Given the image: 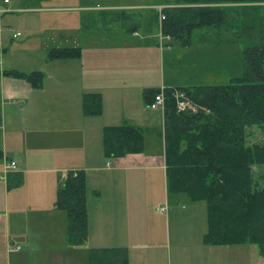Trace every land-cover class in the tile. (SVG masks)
I'll return each instance as SVG.
<instances>
[{"label": "rangeland", "instance_id": "374dc122", "mask_svg": "<svg viewBox=\"0 0 264 264\" xmlns=\"http://www.w3.org/2000/svg\"><path fill=\"white\" fill-rule=\"evenodd\" d=\"M25 1L22 3L21 0H12V3L21 2L20 5L28 8L6 12L0 17V28L6 31L5 43L9 45L7 55L5 57L0 55V69L18 65L19 69L28 72L34 70L44 72L43 84L45 83L49 92L55 94L54 102L47 99L46 105L36 112L39 116L34 120L26 121L23 128L19 129L22 135L18 138L26 137V143L30 149V144L33 145L38 141L33 150L42 151L45 155H51L47 151V143L50 144L49 149L52 148L51 140L46 136V127L58 120L57 125L66 124L72 128L76 126L86 131L91 121L89 116L96 115L85 116L83 111L80 115L77 112L81 103H79L80 92L85 91L84 89L90 91L89 88L92 87L90 82L86 86V80L81 83L78 79L82 75L80 70H83V61L85 66H88V71L91 68V62L96 59L104 66L106 71L104 76H109L114 81L119 78L126 80L127 82L121 83L104 82L102 84L104 93H114L126 98L125 101H133L134 108L139 107L142 100L139 91L141 85L158 87L163 81L181 86L227 84L231 82L233 76L245 68V43L232 42L229 34L221 33V30L217 28L195 30L192 34V42L189 44L178 42L167 44L169 40L166 37L165 43L160 42L158 7L172 0ZM38 3L50 8L45 9L46 11L30 8ZM124 14L126 17H123ZM24 24H27L28 28H24ZM126 24L129 27L137 24L140 35L127 32ZM17 31L21 32L19 36L14 35ZM145 33L148 41L146 39L140 41ZM27 35L29 39L26 40L25 47H20L19 43ZM76 46L82 49L80 57L56 59L49 56L52 48ZM114 66H121L119 74L115 71L116 68L111 69ZM132 71L136 79L130 77ZM35 98L36 96L32 95V108L35 107ZM2 105L0 98L1 110ZM59 110L62 114H52L53 111ZM151 110L149 109L150 112ZM11 119H13L12 123H6V127L10 130L6 141L10 145L13 142L14 115ZM33 121L31 127L30 124ZM92 139L88 146L89 150L98 149L95 148V144L100 146L99 149L104 150V142ZM248 140L250 143L263 142L264 129L259 126L249 128ZM2 146L3 131L0 129L1 149ZM79 149L82 150L83 147H74L73 150ZM0 160L2 161L1 156ZM98 162L103 166L104 162ZM254 171L260 182L264 184V166L254 167ZM120 172L125 175H116L114 171L106 169L90 171L87 203L98 196L96 191H102L106 197L108 193L114 194L113 197L116 200L112 204L117 209L113 213L122 216L123 199L120 198L119 194L122 195L120 190L124 186L129 190L133 189L134 194L130 197L136 203L130 213L135 214V221L141 222L140 226L135 224L134 230L135 232L141 230L142 241H145V234L150 235L152 247L149 251L160 258V264H258L259 252L256 244L205 242L204 236L208 229L206 201L194 200L187 193L172 190L165 171L129 169ZM3 173L7 174L4 166L3 171H0L1 184ZM12 182L13 180L10 179L7 190L0 191V264H30L34 257L38 261L48 260L41 256L42 252L61 257L62 247L56 243H47L49 238L47 234L54 231L58 238H62L64 233L69 237L67 212L63 210L66 216L67 226L65 227L62 226V215L53 213L50 209H40L39 218H37V212H33L27 203L16 205L13 196L15 187ZM24 204L26 207H22ZM52 223L58 224V227L49 226ZM19 228L32 238L33 242L29 245L31 253L25 248L15 252L8 250L11 240L14 237L18 238L15 235L17 233L15 229ZM38 235L40 236L37 237L39 239L37 241L35 236ZM20 244L15 243L19 246L15 250L21 249L23 244ZM33 250L40 253L34 254ZM32 255L35 256L32 257Z\"/></svg>", "mask_w": 264, "mask_h": 264}, {"label": "trees", "instance_id": "16d2710c", "mask_svg": "<svg viewBox=\"0 0 264 264\" xmlns=\"http://www.w3.org/2000/svg\"><path fill=\"white\" fill-rule=\"evenodd\" d=\"M167 4L162 9L166 17L160 20V29L169 37V43L189 44L194 31L201 28H217L229 34L232 42L245 43V68L230 83L166 84L161 135L168 183L176 192L206 201L205 242L252 243L264 256V184L254 171V167L264 166V141L250 143L248 140L249 128L264 129V0H172ZM125 28L133 31L138 25L126 24ZM81 54L82 49L77 46L55 47L49 51V56L56 59ZM6 73L25 78L36 88L43 86L41 70L12 69ZM174 88L184 89L200 106L194 116L176 110L171 95ZM158 91L159 88L145 91L148 104ZM102 102L100 93H86L84 110L88 114H100ZM103 142L107 157L144 152L145 129L129 123L106 125ZM55 204L67 212L70 242L84 244L89 234L85 170L68 172L58 189ZM90 260L95 264L93 252Z\"/></svg>", "mask_w": 264, "mask_h": 264}, {"label": "crops", "instance_id": "0c3cea01", "mask_svg": "<svg viewBox=\"0 0 264 264\" xmlns=\"http://www.w3.org/2000/svg\"><path fill=\"white\" fill-rule=\"evenodd\" d=\"M21 1L23 3L25 0ZM25 2L34 1L28 0ZM19 3L22 4L21 2L12 3V0L8 3L1 0V6L5 7L7 11L1 13L0 17L6 12L28 8ZM30 8H37L36 11H46L45 9L50 7L38 3ZM26 12L28 13L30 11ZM21 26L23 25L21 24ZM24 28H28L27 24H24ZM126 31L130 32L132 35H140L139 29L133 31L126 29ZM5 33L6 31L4 28H0V55L2 57L7 55L9 49V45L5 43L7 39ZM160 34V42L163 41L165 43L164 40L166 36L163 35L161 29ZM166 38L169 40V37ZM27 39H29V35H27L24 40H21L19 46L25 47ZM144 39H148L146 33L141 36L140 41ZM169 42H167V44H170ZM83 64V70H80V74L82 75H80L78 79L81 83H84L86 80V86H88V82H90L92 87L89 88L91 89L90 91L84 89L85 91L80 92L79 103H81L80 109H78L77 112L79 115L82 111L85 116L93 115L86 113L83 105L84 95L91 92L100 93L102 95L103 110L100 114L89 116L91 121L88 123L86 131L84 128H77L76 126L72 128L66 124L57 125L58 120L46 127V136L50 138V143L52 144V148L49 149L48 146H50V144L47 143V151L51 155H45L44 152L37 151V149L33 150V147L36 146L38 141L33 145L30 144V149L28 143H26L27 138L21 139L18 138V136L22 135L19 129L23 128L26 121L30 119L34 120L39 116L36 112L46 105L45 102L47 99L54 102L53 97L55 94L47 90L45 83L42 87L36 88L25 78L6 73L7 70L12 69L28 72L27 70L19 69L20 67L18 65H11L9 68L4 67L0 69V98L3 102L1 110L2 122L0 123V129L3 131V146L2 149L0 148L2 151L0 171H3L4 166L6 172L7 161L11 159H15L18 163V168L16 170L9 171L6 175H4V173L1 174L3 180L2 184L0 182V191L2 189L6 191L9 181L12 179L13 187H15L13 189V196L15 197L14 202L16 205L27 203V206L33 212H37V218H39L40 209H50L53 213L62 215V226L64 227L67 226L64 209L57 208L55 203L58 189L64 184L69 171L85 170L87 174V185L89 174H91L90 171L95 170H112L116 175H125V173H121L120 171L129 169H162L166 173L164 136L161 135V130L164 132L163 114L160 110H151L145 97V91L148 89H158L162 84H174L163 81L158 87H148L150 85L139 86L142 100L139 107L134 108L133 101H125L126 98L124 99L122 96L114 93H104L102 84L114 80L109 76H104L106 71L104 70L103 64L95 59L94 62H91L89 71L84 61ZM57 65L59 66L58 63ZM120 67L121 66H114L111 69L116 68L115 71L119 74ZM115 76L119 77V75ZM130 77L136 79V75H134L133 71ZM114 82L121 83L127 81L119 78ZM32 95L36 96L34 99L35 107L33 108ZM26 107H28V109ZM60 110L53 111L52 114H62L63 111L61 110L62 112H60ZM13 115L15 123L12 124L14 132L12 133L13 142L10 145L6 141V138H8V131H10L6 127V123L13 122V119H11ZM33 123L34 121L30 124L31 127ZM123 123L139 125L145 129L146 150L144 152H129L122 156L107 157L104 156V150L99 149L100 146L95 144V142V148L98 149H88L90 142L93 140L92 138L95 139L94 141L103 142V130L106 125H120ZM30 130L33 131L32 129ZM74 147H83V149L73 150ZM52 149L55 150L53 151ZM98 161L104 162V164L102 163L103 166L100 165ZM110 173L111 172H109V174ZM20 192L22 193L21 196L19 195ZM120 193H122V195L119 194L120 198L123 199V207L121 208L122 216L113 213V211L117 209V207L112 204V202L116 200V198L113 197L114 194L108 193V197H106L102 191H96L98 196L87 203L89 234L86 242L79 245L72 244L70 242V237H67L65 233L62 238H58L54 231H50L47 234V237H49L47 238V243H56V245L62 247V256H50L49 253L42 252L41 256L43 258H48V260L43 259L42 261H38L37 258L34 257L30 264H91V252L94 253L95 264H160V258H157L155 253L149 251V248L152 247L150 235L147 234L148 236H146L145 234V241H142L141 230H137L136 232L134 230L135 224L140 226L141 222L138 220V222L135 221V214L130 213L136 203V201L130 197V195L133 196L134 194L133 189L129 190L128 187L124 186L120 190ZM22 207H26V205L24 204ZM49 226H55V228H57L58 224L52 223ZM15 230L17 231L15 235L18 236V238L14 237V239H10L11 244L9 245L15 243H21L23 245L20 250H11L8 245V250L15 252L25 248V250L31 253L29 247L33 242L31 236L25 233L22 228ZM39 236L40 235L35 237L37 238ZM32 237L34 238V236ZM36 240L38 241L39 239L37 238ZM33 253L38 255L40 252L33 250ZM33 256L35 255H32V257ZM9 262H11V260ZM258 264H264V256L260 254L258 256Z\"/></svg>", "mask_w": 264, "mask_h": 264}, {"label": "built area", "instance_id": "2783aa9c", "mask_svg": "<svg viewBox=\"0 0 264 264\" xmlns=\"http://www.w3.org/2000/svg\"><path fill=\"white\" fill-rule=\"evenodd\" d=\"M4 1L8 3L10 0H4ZM163 7L164 5H160L158 7L160 13V20H163L166 17L164 11L162 10ZM4 11H7V9L1 6V0H0V14L3 13ZM20 34H21L20 31L14 32L15 36H19ZM167 87L168 86L166 84H162L159 88V91L155 94L152 102L149 104V106L152 109L161 111V113L163 114V121H164V110L167 102V96H166ZM171 95L175 99V107L178 112L192 111L195 113L200 108V106L190 98V96L187 94V92L184 89L174 88V90H172ZM17 168H18V163L15 159H11L7 161L6 172L16 170ZM10 248L18 249L19 246L12 244Z\"/></svg>", "mask_w": 264, "mask_h": 264}, {"label": "water", "instance_id": "95a60500", "mask_svg": "<svg viewBox=\"0 0 264 264\" xmlns=\"http://www.w3.org/2000/svg\"><path fill=\"white\" fill-rule=\"evenodd\" d=\"M184 114L186 115V116H194V112H192V111H186V112H184Z\"/></svg>", "mask_w": 264, "mask_h": 264}]
</instances>
